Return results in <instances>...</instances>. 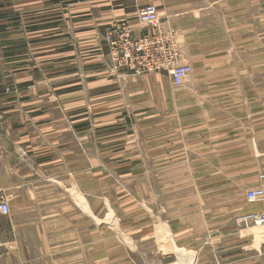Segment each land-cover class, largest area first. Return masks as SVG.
I'll return each mask as SVG.
<instances>
[{
    "label": "crops",
    "instance_id": "crops-1",
    "mask_svg": "<svg viewBox=\"0 0 264 264\" xmlns=\"http://www.w3.org/2000/svg\"><path fill=\"white\" fill-rule=\"evenodd\" d=\"M146 5L192 68L180 86L118 66L108 46L115 22L146 33ZM261 176L264 0H0V191L13 256L176 264L185 252L184 264H249L238 258L255 227L235 219L255 210L245 194ZM97 203L136 205L134 243L97 244ZM123 208L113 210L127 219Z\"/></svg>",
    "mask_w": 264,
    "mask_h": 264
},
{
    "label": "built area",
    "instance_id": "built-area-1",
    "mask_svg": "<svg viewBox=\"0 0 264 264\" xmlns=\"http://www.w3.org/2000/svg\"><path fill=\"white\" fill-rule=\"evenodd\" d=\"M137 19L149 27L145 34L137 36L134 26L126 21L113 23L105 33L118 66L136 75L165 72L172 77L175 85H182L190 76L192 68L184 62L181 47L174 34L162 26L157 7H142ZM246 198L251 203L263 201L264 186L248 190ZM9 210L7 198L0 195V219L6 217ZM237 223L245 227H264V211L241 215L237 217Z\"/></svg>",
    "mask_w": 264,
    "mask_h": 264
},
{
    "label": "rangeland",
    "instance_id": "rangeland-1",
    "mask_svg": "<svg viewBox=\"0 0 264 264\" xmlns=\"http://www.w3.org/2000/svg\"><path fill=\"white\" fill-rule=\"evenodd\" d=\"M102 173H97V176H101ZM127 174L128 179V189H129V196L134 195L135 193V187L132 186L136 178V173L134 171H129ZM147 175V173H146ZM151 173H148V176L150 178ZM98 179V178H97ZM102 182H97V193L100 191H104ZM254 189V188H251ZM250 190V189H249ZM3 192V191H2ZM0 191V195H3L6 197ZM248 192V191H247ZM246 192V194H247ZM245 194V201L248 204H253L254 211H263L264 207V200L263 201H256V202H249L246 198ZM97 209H96V242L97 244H104V243H124V244H132L135 242V236L132 235L134 233V230L136 228V205L134 203H128L126 205H113L118 211L124 210L127 208V219H120L119 215L116 214L113 210V207L111 211L107 209L102 203H97ZM121 209V210H120ZM123 213V212H122ZM237 223V218L235 219ZM238 224V223H237ZM123 227L124 229L127 228L128 235H121L120 234V228ZM253 234H250V232H247V235L245 239L249 246L244 250V253L239 256L238 258L241 263L249 262V264H264V251H261V253H258V246L263 241L264 238V227L261 226H254ZM11 227L8 225V217H4L0 219V264H38V261L31 262L30 260H27L24 258L25 253L24 252H17V256H13V243H9L10 241L13 242L14 236L12 235ZM255 237V238H254ZM22 239V238H21ZM17 243V242H16ZM15 245H18V243ZM20 244V243H19ZM9 247L12 248V255L10 256L9 253ZM135 254V253H132ZM239 255V253H238ZM191 257L187 256L185 252H179L177 254V263L176 264H184L185 261L188 259L190 260Z\"/></svg>",
    "mask_w": 264,
    "mask_h": 264
}]
</instances>
